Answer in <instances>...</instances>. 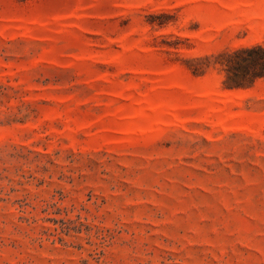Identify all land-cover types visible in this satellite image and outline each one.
Listing matches in <instances>:
<instances>
[{"label": "rangeland", "instance_id": "rangeland-1", "mask_svg": "<svg viewBox=\"0 0 264 264\" xmlns=\"http://www.w3.org/2000/svg\"><path fill=\"white\" fill-rule=\"evenodd\" d=\"M264 0H0V264H264Z\"/></svg>", "mask_w": 264, "mask_h": 264}, {"label": "trees", "instance_id": "trees-1", "mask_svg": "<svg viewBox=\"0 0 264 264\" xmlns=\"http://www.w3.org/2000/svg\"><path fill=\"white\" fill-rule=\"evenodd\" d=\"M216 62L225 71L229 87L250 85L264 77V46L254 44L219 53Z\"/></svg>", "mask_w": 264, "mask_h": 264}]
</instances>
